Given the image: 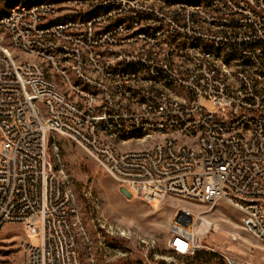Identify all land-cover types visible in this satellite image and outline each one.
<instances>
[{
  "label": "built area",
  "instance_id": "obj_1",
  "mask_svg": "<svg viewBox=\"0 0 264 264\" xmlns=\"http://www.w3.org/2000/svg\"><path fill=\"white\" fill-rule=\"evenodd\" d=\"M7 1L0 231L39 236L22 264H81L51 134L82 145L127 195L224 201L264 242V0ZM192 220H175L178 256L197 252Z\"/></svg>",
  "mask_w": 264,
  "mask_h": 264
},
{
  "label": "rangeland",
  "instance_id": "obj_2",
  "mask_svg": "<svg viewBox=\"0 0 264 264\" xmlns=\"http://www.w3.org/2000/svg\"><path fill=\"white\" fill-rule=\"evenodd\" d=\"M12 5L0 4V13ZM49 154L54 170L74 194L81 264H264V242L244 229L242 214L226 202L204 205L168 198L150 205L124 193L69 137L51 134ZM182 210L193 215L188 231L196 239L194 255L178 256L170 248ZM26 240L40 245L39 236L27 238L22 226L0 231V264H22Z\"/></svg>",
  "mask_w": 264,
  "mask_h": 264
},
{
  "label": "bare ground",
  "instance_id": "obj_3",
  "mask_svg": "<svg viewBox=\"0 0 264 264\" xmlns=\"http://www.w3.org/2000/svg\"><path fill=\"white\" fill-rule=\"evenodd\" d=\"M187 211V210H186Z\"/></svg>",
  "mask_w": 264,
  "mask_h": 264
},
{
  "label": "snow or ice",
  "instance_id": "obj_4",
  "mask_svg": "<svg viewBox=\"0 0 264 264\" xmlns=\"http://www.w3.org/2000/svg\"><path fill=\"white\" fill-rule=\"evenodd\" d=\"M179 243V242H178Z\"/></svg>",
  "mask_w": 264,
  "mask_h": 264
}]
</instances>
